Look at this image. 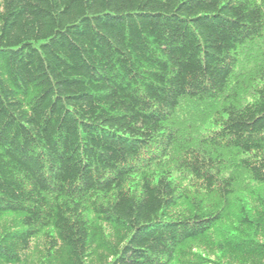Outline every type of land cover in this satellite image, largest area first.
<instances>
[{
    "label": "trees",
    "instance_id": "1",
    "mask_svg": "<svg viewBox=\"0 0 264 264\" xmlns=\"http://www.w3.org/2000/svg\"><path fill=\"white\" fill-rule=\"evenodd\" d=\"M0 264H264V0H0Z\"/></svg>",
    "mask_w": 264,
    "mask_h": 264
}]
</instances>
